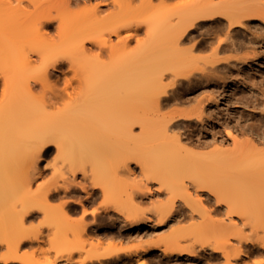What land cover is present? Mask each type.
I'll return each mask as SVG.
<instances>
[{
  "label": "bare ground",
  "instance_id": "1",
  "mask_svg": "<svg viewBox=\"0 0 264 264\" xmlns=\"http://www.w3.org/2000/svg\"><path fill=\"white\" fill-rule=\"evenodd\" d=\"M153 1L137 0L135 4L134 0H0V166L4 168L0 203L6 197L10 201L16 189L28 188L32 179L41 174L42 169L36 165L39 157L53 149L57 159L75 157L67 169L54 168L48 183L38 187L40 200L36 205H23L7 212L1 208L0 263L32 264L18 249L26 242L42 240L43 232L42 228L24 226V219L41 211L42 205L60 198L62 192L76 194L80 187L88 202H94L100 193L104 198L100 205L104 214L109 215L110 210L120 213L112 183L102 179L104 168L93 160L105 155H116L125 168L135 160L145 180L142 185L149 180L158 181L159 191L163 188L168 192L166 202L155 204L154 211L161 223L175 216L172 208L181 207V201L189 206L197 202L204 208L206 202L201 197L194 198L193 189L205 194L206 200L214 196L215 209L225 204V214L230 218L241 217L243 224L256 219L248 211L250 206L264 212V207L259 209L260 202L264 203V192L255 189L230 193L223 189L222 174L239 172L241 166L234 162L225 165V155L201 160V156L182 149L183 133L174 130L182 123L204 126L210 120L206 110L211 100L209 93L189 99L176 94L177 85L185 81L192 88L201 84L211 87L222 77L219 71L225 70L229 75L235 71L231 80L238 84L232 91L241 88L243 92L235 99L253 107L258 104L256 82L259 87L264 84V69L257 75L253 68L264 65V0H180L173 9L176 19L167 21L165 11ZM29 4L33 8L27 7ZM140 29L146 38L137 41L141 46L133 48L129 43ZM241 50L247 51L246 56L236 54ZM197 51L209 53L202 56ZM242 59H246L244 75L238 66ZM34 61L38 64L34 65ZM16 68L21 69L18 75ZM51 75L54 78L50 82ZM163 77L169 81L165 82ZM225 77L232 82L228 75ZM239 80L250 91L245 92ZM260 90L264 96V87ZM18 97L23 99V106L32 109L12 110L11 102ZM186 100H193L195 106L188 110L173 108L159 121L146 116L148 111H160ZM135 124L140 125L138 133L134 132ZM196 142L200 146L203 141ZM156 151L158 154H154ZM238 155L233 157L236 159ZM192 156L194 160L181 161ZM249 157L256 158L251 163L254 169L264 164V152L249 153ZM66 171L72 178L64 177ZM76 171L81 173L83 184L75 180ZM59 177L64 183H58ZM168 179L172 180L167 182ZM146 188L139 195L142 199L156 193ZM64 205L65 201L61 207ZM44 211L49 216L57 213L58 218L50 216L51 226L56 237L66 238L62 223L67 219H62L69 216L68 210ZM98 211L94 209L91 213L96 217ZM125 217L133 219L130 215ZM133 221L138 222V217ZM150 226L136 224L132 228L139 235ZM231 226L235 229L236 223ZM74 233L80 236L78 231ZM179 237L178 233L172 234L160 252L140 257L117 253L112 257V251H102L99 249L102 243L95 242L90 260L85 261V257L83 264H134L135 260L139 264H161V254L167 257V264H179L172 262L176 254H185L177 245ZM260 243L264 249V236ZM4 246L6 251L2 252ZM228 246L227 240L216 238L209 253L227 257ZM72 253L61 254L63 264L73 263ZM199 257L206 259L199 255L193 264H201ZM48 260L53 262L49 264H58L56 259Z\"/></svg>",
  "mask_w": 264,
  "mask_h": 264
},
{
  "label": "rangeland",
  "instance_id": "2",
  "mask_svg": "<svg viewBox=\"0 0 264 264\" xmlns=\"http://www.w3.org/2000/svg\"><path fill=\"white\" fill-rule=\"evenodd\" d=\"M134 1L135 4L138 3H136L137 0ZM179 1L180 0H154L153 4H160L159 7L161 10L165 11V21H167L176 19V13H174L173 9L175 10V5ZM80 5L83 6L82 3ZM27 7L33 8L31 4ZM121 33L124 35L125 30H122ZM145 38L146 34L144 30L140 29L135 37L131 39L129 45L131 44L130 46L135 48L134 46L138 45L137 41L141 39L144 40ZM140 44L138 46H141ZM243 49L248 50L246 48ZM245 50H241L237 53L234 52L233 54L236 53L238 56H246L247 51ZM196 53L203 56L208 54L209 51H197ZM199 55L198 57H201ZM34 57L37 56L34 55ZM106 57L108 56H105L104 59ZM105 60L109 59L106 58ZM200 60L197 61L199 65L202 63ZM245 60L246 59H242V61L238 63V66H241V74L243 75L247 72V67L244 63ZM33 64L36 65L38 62L34 61ZM250 64L254 67L252 63ZM260 69H264V65L253 68L255 72H258L257 75L262 72ZM15 71V73H17V71L20 73L21 69L16 68ZM231 73L233 74L229 75L225 70L219 71L218 74L222 77L217 80L216 84L211 85V87L201 84L192 88L187 81L178 84L175 88V92L183 99L200 97L205 95V93L210 94L211 100H209L206 109L208 114L210 113V120H207L208 123L206 122L204 126L203 124L196 123H182L176 126L174 130L183 133L184 141H182V149L190 150L192 154L197 157L201 156V160H210L216 155H225V165L228 163V165H231L230 163L234 162L241 166V170L239 168V172H237L238 170L236 171L237 173L226 172L222 174L223 189L225 187V190L230 193H241L255 189L264 192V169H262L264 164H261L262 166H259L260 168L257 167V169H254L251 163L253 159L256 160V158L252 159L249 157V153L258 154L264 152V96L260 95V88L264 87V84L259 87L260 83L256 82L258 88L256 87L255 91H258L257 93L260 99L258 104L253 107L245 101L239 102L238 98L237 100L235 99L241 96L243 92L241 88H235L233 90L235 94H232V88L238 83L231 80L235 78L234 75L236 72L231 71ZM71 75L72 72L70 71L69 76ZM225 75H228L229 81L232 82H228ZM53 78L54 76L51 75L48 81L51 82ZM163 80L168 82L169 78L163 77ZM239 83L243 86L240 80ZM242 89L245 92L250 91L249 86H243ZM17 96L23 98L21 94ZM21 101H23V99L21 100L18 97L16 101L11 102L12 110L17 109L20 111L23 109V111H26L27 106H23L24 102ZM195 104L196 102L193 100H186L165 107L160 111H148L146 116L152 120L159 121L173 108L188 110L191 109V107L193 108ZM30 108L32 109V106L28 107V109ZM133 129L136 133L140 132V125L135 124ZM8 133L9 131L6 133V136L9 135ZM196 141L200 143L203 141L201 143L202 145L199 146ZM247 152L248 155L246 154ZM154 154H158V152L156 151ZM236 154L239 157L237 158L236 156L235 159L233 155ZM105 156L94 158L93 160L99 168H104V172L101 173L102 179L108 183H112V191L115 193L114 196L119 200L118 210H120V213L110 210L108 211L109 215H105L104 211H102V207H100L104 199L100 193L94 202H88L85 191L80 187H77L79 191L76 194L69 193L63 195L62 192L60 198L51 200L47 205H42L40 208L41 211L24 219V226H30L34 229L42 228L43 238L40 241L24 243L18 249L19 254L23 255L32 264L53 263L48 259H56V263L63 264L64 261L59 258L61 254L63 255L64 253V255H68L67 253L72 251L73 253L70 255L71 261H73L72 264H83V259L85 257V261L90 260L89 257L92 256L94 249L93 245H96L95 242H101L102 247L99 249L102 251H112V257H116L117 254L120 256L137 255L140 257L141 255L145 256L148 252H150L148 254L160 252V249L164 247V242H166L172 234L178 233L180 237L178 241L179 244L177 245L185 254H176V256H174L175 260L173 259L174 261L172 260V262L176 261L179 264H189V261H191L190 264H193L194 258L201 255L206 257V259L199 257L200 259H198V261H200L201 264H264V249L261 247L260 243L261 237L264 236V212H258L255 206H250L248 211L253 216L256 215V219L252 220L251 223L243 224L241 217L233 215L230 218L225 214V204L222 205L221 209H215L216 203L214 196L206 200L205 194L201 191L195 193L196 191L191 187L190 190L193 189L191 191V193H193L192 196L194 198L201 197L204 199V202H206L204 208L197 202H192L195 205L191 204V206H189L181 201V207L177 206L172 208L173 211L175 210V216L161 223L159 215L154 211L155 204H157V202H166L169 195L168 192L163 188L159 191L158 188H160V183L158 181L153 182L149 180L146 185H142L145 180L143 179L144 177L140 165L135 160H131L129 165L125 168L121 163V159H119V157L117 158L116 155L114 157H110V155ZM191 159L194 160L193 156L181 159V161ZM73 162H75V157L65 156L57 159L54 149L52 152L39 157L36 165L38 168L42 169L41 174L36 175L32 179L28 188L16 189L10 197V201L8 197H6L5 200L0 203V213H2L1 208H5L6 211L8 209H21L23 205H36L40 200L38 187L48 183L52 176V170L54 168L59 169V167L67 169ZM20 166H23V164L21 163ZM250 167L252 169H248ZM3 170L4 168L0 166V178L4 175L1 173ZM64 177L72 178V175L69 171H66ZM75 180L83 184V178L79 171H76ZM171 180L172 179H168L167 182ZM185 181L186 184H189L188 180ZM58 183H64L61 177L58 178ZM86 185L90 186L88 183ZM147 186L151 192L155 191L156 193L154 195L144 196L145 199H142L139 195H141V190L144 191L143 188ZM146 189L145 191H148V189ZM146 197H148V199ZM63 201H65V205L61 207ZM67 203L69 205H66ZM263 204L264 203L260 202L259 209L264 207ZM60 208H66L69 212V216L62 219H67L62 223V225L64 224L62 231L68 234L66 238L55 236L54 228L51 226L50 222L52 219L50 216L54 215V213L49 216V214L44 211L60 210ZM94 209L99 210L96 217L91 213ZM204 209L209 210V212ZM84 210L86 211L84 212ZM125 215H130L133 219H127ZM0 216L2 217V215ZM54 216L58 218L56 212ZM135 216L138 217V222L133 221ZM59 220H61L60 216ZM232 222L236 223L235 229L231 226ZM136 224H150L151 226L148 227V230L144 229L142 233L135 235V229L132 227ZM104 227L111 228L108 229V231ZM123 228L127 229L122 230ZM75 231H78L79 237L75 236ZM216 238L227 240L229 245V256L225 257L221 255L216 257L209 253L212 251L210 247L211 243L215 242ZM1 251H6V247H1ZM245 253H247V255ZM160 259L163 261L161 264H167V257H165L164 254L160 255ZM134 264H139V262L135 260Z\"/></svg>",
  "mask_w": 264,
  "mask_h": 264
}]
</instances>
